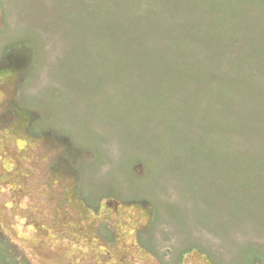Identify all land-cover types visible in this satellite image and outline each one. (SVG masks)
<instances>
[{"label": "rangeland", "instance_id": "1", "mask_svg": "<svg viewBox=\"0 0 264 264\" xmlns=\"http://www.w3.org/2000/svg\"><path fill=\"white\" fill-rule=\"evenodd\" d=\"M0 264H264V0H0Z\"/></svg>", "mask_w": 264, "mask_h": 264}]
</instances>
